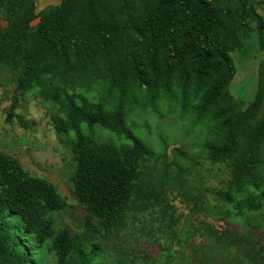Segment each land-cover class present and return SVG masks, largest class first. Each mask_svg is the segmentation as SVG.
<instances>
[{
    "label": "trees",
    "instance_id": "1",
    "mask_svg": "<svg viewBox=\"0 0 264 264\" xmlns=\"http://www.w3.org/2000/svg\"><path fill=\"white\" fill-rule=\"evenodd\" d=\"M0 21V74L15 84L9 120L27 96L52 110L56 132L70 142L71 190L87 212L83 232L58 225L68 204L56 186L0 151V264H105L102 241L135 233L147 217V234L168 241L167 263L153 264H177L174 240L191 258L184 252L195 232L210 242L207 264H264V58L245 108L230 90L231 54L246 52L254 30L264 43L252 0H60L40 12L33 0H0ZM176 104L182 120L205 132L199 156L229 169L223 188L205 187L189 163L196 157L179 148L171 157L167 142L155 150L128 124L131 105L146 113ZM166 187L241 231L178 233L182 218Z\"/></svg>",
    "mask_w": 264,
    "mask_h": 264
},
{
    "label": "rangeland",
    "instance_id": "2",
    "mask_svg": "<svg viewBox=\"0 0 264 264\" xmlns=\"http://www.w3.org/2000/svg\"><path fill=\"white\" fill-rule=\"evenodd\" d=\"M252 1L264 19V0ZM59 2L60 0H33L36 12H40L49 5H57ZM0 24L5 26L4 22L0 21ZM244 43L245 53L236 50L231 54L236 74L230 86L232 95L243 108L254 99L258 71L264 58V43L259 44L255 30ZM10 78L9 75L0 74V151L18 159L31 176L54 184L68 204V208L56 216L58 225L68 228L71 232H83L87 212L71 190L70 178L74 173V167L69 139L56 132L51 120L52 110L33 96L22 98L15 116L9 120L11 96L15 89V84ZM92 95L106 97L99 90L92 92ZM168 109L164 106L159 107L158 111L149 110L143 113L138 105H131L127 108L130 118H128V124L138 138L155 150H161L164 142H167L170 145L168 153L171 157L175 148L196 157L195 160L198 163L190 160L189 163L194 174L200 176L205 187L214 190L223 188L230 178L229 169L225 165L212 164L206 154L199 156V148L205 137L204 130L194 128L188 117L182 120L177 104L173 105V111ZM102 136L112 141L116 138L109 132ZM72 137L73 134L70 135V138ZM166 190L169 201L177 208L176 215H181L182 218L177 229L178 233L184 229L194 232V229L203 225L212 226L223 234L241 231L240 226L213 220L196 212L193 205L188 203L181 194L171 191L169 187H166ZM206 197L212 204H217L214 195L210 192H207ZM94 222L96 223L97 219H94ZM151 228L152 224L147 217L136 223L135 233L130 231L125 235H109L107 240L102 241L107 245L104 263L116 264L118 261H124L130 264L132 259L137 260L138 263L144 262L143 264L167 263L162 255L168 241L159 232L147 234V230ZM98 229L100 230V227ZM153 229L154 227L151 230ZM257 237L264 246V233L257 231ZM188 244L192 250H186L184 254L191 258H185L179 254L180 248L176 240L170 244L175 253V263L207 264L203 259L207 257L206 253L211 247L208 239L195 232ZM217 264H224V261L219 260Z\"/></svg>",
    "mask_w": 264,
    "mask_h": 264
}]
</instances>
